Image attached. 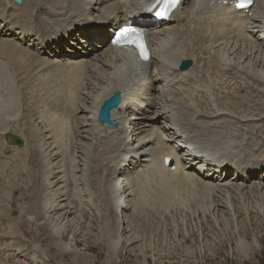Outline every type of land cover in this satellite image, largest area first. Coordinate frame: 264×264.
<instances>
[{
	"label": "bare ground",
	"instance_id": "6f19581e",
	"mask_svg": "<svg viewBox=\"0 0 264 264\" xmlns=\"http://www.w3.org/2000/svg\"><path fill=\"white\" fill-rule=\"evenodd\" d=\"M147 1L0 0V216L18 212L0 224L13 245L0 264H16L15 251L41 264L65 255L96 264L75 249L82 240L65 242L89 213L111 250L104 264L123 246L165 241L212 251L235 238L240 262L259 250L237 229L264 227V0L249 14L231 0H183L169 21L142 25L152 56L136 65L107 35L145 14ZM183 60L192 67L181 71ZM116 90L110 127L97 112ZM18 133L30 136L20 181L17 154L2 159L4 138ZM21 226L32 233L26 246L14 242Z\"/></svg>",
	"mask_w": 264,
	"mask_h": 264
},
{
	"label": "rangeland",
	"instance_id": "374dc122",
	"mask_svg": "<svg viewBox=\"0 0 264 264\" xmlns=\"http://www.w3.org/2000/svg\"><path fill=\"white\" fill-rule=\"evenodd\" d=\"M42 10L44 9L41 8L40 11ZM18 95L19 94L17 93L16 96ZM19 113L21 112H17V114ZM12 128L16 130L17 132H19L22 126L21 124L16 123L15 125L12 126ZM18 134H19L18 136L22 140H24L23 147H17L16 145L13 144L14 142L13 140L11 141L8 138L6 140V138H4V141L7 144L6 147L10 149H9L8 154L2 157V159L8 162L12 159V157L15 154H17V157H15V160H14L15 164L12 166L11 170L14 171L12 176L13 177L19 176L18 181H20V179L25 177V175L24 174L18 175V172H17L18 164L20 163V159H24L28 155L27 140L30 139V136L24 135L23 133H18ZM13 136L14 135H12V137ZM16 184L17 182L14 181V186H16ZM72 187L74 186L72 185ZM13 194H14V191L12 195ZM4 209H5L4 213L6 212L7 213H6V216H2V217L0 216V224L4 223V226H6L8 225L10 221L8 220V218L17 219L18 212L9 207H4ZM77 215L78 214L71 215L70 219L72 218L78 219ZM89 217L90 218L84 221V223L82 224L83 233L79 236L75 235V237L73 236L72 233H70L69 235H67L65 242L67 243L70 242L72 244L73 242H75V239L82 240V242L78 246L74 245L75 249L79 251L80 253H86L92 256L95 259L96 264H104L105 260L108 259L109 256L111 255L110 254L111 250L109 248V245L105 241L98 240L99 232H96L97 231L96 228L93 227V224H90L91 222L94 223V221H92L93 216L90 213H89ZM110 217H112V215H110ZM85 223H86V226H83ZM254 228H255L254 226H251L249 224V227L246 231H241L239 230V228L237 229V233H238L237 235H239V233L241 235L243 234V236L247 238L246 240H248V242L253 241L254 236H256L257 237L256 240L257 242L259 241V244H260V247L258 248L259 250L255 253L254 257L251 256V258L243 262H240L239 256L235 252V248H236L235 238L230 240L229 237L227 238L224 236L225 240L223 241V245L217 244V248H214L212 251H207L205 247H203L202 243L201 244L199 243L200 246L199 245L195 246L196 244L193 245L194 246L193 249L187 248L189 247V245L191 246L192 244H189L187 246L185 245V246L177 247V246H173L171 244L172 242H169V241H165L164 248L161 247L162 245L160 247L158 246L154 247V245H152L151 248L147 246L146 249L144 250H142L140 247L135 246L137 244L126 245L120 249L118 262L116 264H264V227L257 226L256 229ZM20 229L21 230H20V233L18 234V237L19 238L21 237L22 239L20 238L19 240H14V242L18 241L20 245L26 246L28 242L30 243L32 242L31 230H28L27 232H25L23 230L24 228L22 229V226ZM84 233L85 234L87 233V235H84ZM126 233L125 231L122 233L123 235L122 240L126 239L127 237ZM6 235L13 236L12 234H6ZM23 239L28 242H23ZM10 241L12 240L9 238H6L5 235L2 236V234H0V247L1 248H7L8 250L9 246L12 244ZM11 248L12 247H10V249ZM30 249L31 251H33L32 245L30 246ZM188 249H191L190 254L185 253L188 251ZM15 252H10V256H11L10 260L12 263L15 262L16 264H23L24 262H26L30 264H41L39 261H34L30 259L32 257L31 256L32 254L23 256L21 254H17L18 252L16 253ZM155 252H159V253L154 254ZM4 253L6 254L7 251H5ZM45 259L49 260L53 264H72L70 260V256L68 255H65L62 261L53 260L54 258H51V256Z\"/></svg>",
	"mask_w": 264,
	"mask_h": 264
},
{
	"label": "snow or ice",
	"instance_id": "6c2138e0",
	"mask_svg": "<svg viewBox=\"0 0 264 264\" xmlns=\"http://www.w3.org/2000/svg\"><path fill=\"white\" fill-rule=\"evenodd\" d=\"M160 0H158V3ZM178 0H163V6L155 14L159 17L167 16L169 11L176 6ZM252 3V0H239L237 4L238 7H243L245 4ZM116 44H128L134 46L141 58L147 60L148 52L146 45L144 43L143 33L135 27L125 26L122 27L119 32L116 34V37L113 41Z\"/></svg>",
	"mask_w": 264,
	"mask_h": 264
},
{
	"label": "water",
	"instance_id": "95a60500",
	"mask_svg": "<svg viewBox=\"0 0 264 264\" xmlns=\"http://www.w3.org/2000/svg\"><path fill=\"white\" fill-rule=\"evenodd\" d=\"M192 65L191 61L184 62L181 66L182 70L188 69ZM121 100L120 93H115L108 101L105 102V104L102 107L101 114H100V120L105 121L109 119V109L115 107L118 105V103Z\"/></svg>",
	"mask_w": 264,
	"mask_h": 264
}]
</instances>
